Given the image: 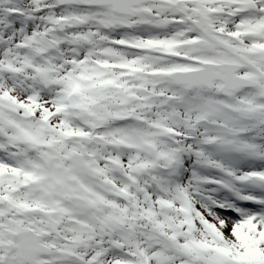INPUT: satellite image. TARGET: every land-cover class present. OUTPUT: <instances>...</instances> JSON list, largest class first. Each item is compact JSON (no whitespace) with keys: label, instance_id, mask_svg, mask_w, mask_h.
Segmentation results:
<instances>
[{"label":"snow or ice","instance_id":"6c2138e0","mask_svg":"<svg viewBox=\"0 0 264 264\" xmlns=\"http://www.w3.org/2000/svg\"><path fill=\"white\" fill-rule=\"evenodd\" d=\"M0 264H264V0H0Z\"/></svg>","mask_w":264,"mask_h":264}]
</instances>
